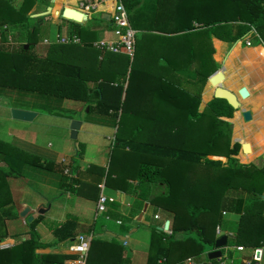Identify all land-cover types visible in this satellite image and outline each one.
Returning a JSON list of instances; mask_svg holds the SVG:
<instances>
[{
    "label": "trees",
    "instance_id": "trees-1",
    "mask_svg": "<svg viewBox=\"0 0 264 264\" xmlns=\"http://www.w3.org/2000/svg\"><path fill=\"white\" fill-rule=\"evenodd\" d=\"M140 1L120 0L128 16ZM162 2L167 5L159 2L154 14L156 23L160 25H155L154 29L170 35L160 37L170 54L187 52L188 59L195 58L197 61L196 71H202L194 96L180 92L181 98L176 96L177 106L140 107L136 103L133 80L138 72L145 73L143 61L138 59L139 39H136L132 58L126 55L123 48L116 54H101L90 45L94 41L93 32L74 26L72 34L79 38L83 46L52 43L38 53L37 45L48 38L50 21L44 20L49 15H28L36 0H21L15 9L12 7L13 0H0V34L3 42L6 43L10 36L12 42L18 43L0 44V90L82 101L87 104L89 113L113 114L117 117L119 126L113 150L119 151L120 157H114L116 162L119 159V163H123V180H138L136 185L127 184L126 189L128 192L133 188L137 190L136 208L140 209L142 202L149 201L156 206L164 204L167 208L173 207V213H182L178 216H183V223L174 229L173 234L184 232L186 241L194 242L200 253L205 252L206 245H214L217 238L211 230L217 226L222 232L232 234V237L228 236V246L236 244L251 250L264 247V159L241 164L239 158L242 162H248L253 156L244 151L240 154V141L231 144L232 124L236 139V124L242 120L245 133L242 144L250 145L251 132L260 124L257 119L252 120L255 115L253 109L258 108L259 104L254 100L253 104L247 105L250 97L247 71L236 65L234 56L223 67L225 72H222L223 79L219 84L212 83L214 76L209 79L204 98L210 97L215 88L225 82L228 83L226 89L236 95L241 108L232 118L234 109L226 101L214 98L202 112L198 111L200 93L209 76V73L203 72L209 67L210 36L237 43L255 31L260 44L264 45V0ZM239 47L237 45V49ZM99 56H102L101 59ZM165 65L173 69L170 61H166ZM112 83L116 86L112 87ZM167 84L175 86L170 79ZM241 90H246L247 96L243 97ZM171 93L178 95L174 91ZM140 111L141 114L159 112L168 115L157 116L154 121L147 122L139 121V118L136 121L130 119V114ZM244 112H250L251 120L245 121ZM240 115L242 119H239ZM222 118L229 119L232 124ZM126 149L129 152H125ZM81 153L77 150L76 157L80 159ZM208 157H224L227 165ZM2 161L7 162L8 167H0L1 179L19 176L24 165L55 169L52 162L42 163L32 155L17 153L0 140ZM76 163L74 159L63 164L60 170L66 179L61 188L66 192L75 193L77 190ZM66 168L70 169L71 176L64 174ZM110 174L107 180L111 179ZM2 205L1 202L0 208ZM223 213L237 214L238 219L224 220ZM39 223L40 217L28 223L27 237L13 239L10 249H0V264H68L55 262L50 255L36 253L46 247L39 242L35 232ZM77 226L78 219L72 214H68L64 222L47 223L56 243L72 241L77 236ZM222 236H226V233H222ZM172 239L161 228H152L146 264H162L161 259L167 257ZM5 240L0 237V245ZM247 259L250 257L247 256Z\"/></svg>",
    "mask_w": 264,
    "mask_h": 264
},
{
    "label": "crops",
    "instance_id": "crops-1",
    "mask_svg": "<svg viewBox=\"0 0 264 264\" xmlns=\"http://www.w3.org/2000/svg\"><path fill=\"white\" fill-rule=\"evenodd\" d=\"M42 1L43 0H36L35 5L32 7L28 15H44L43 13L47 11L48 7L41 5ZM82 1L83 0H55L54 3H52L50 0L52 3V13L48 17L44 18V20L50 21L48 38L37 45L38 53H41L44 47L49 44H62L60 42L62 38H66L68 41L64 45L83 46V43L79 40V38L72 34L74 32V26L77 25L67 22L63 25L60 23L61 20L57 19L53 14L54 5L58 4V10L62 5H67L81 10L79 7ZM20 2L21 0H13L12 7L14 9L18 8ZM153 2V0H141L134 11L137 14V19L132 21V24L134 31L137 34L136 39L140 40L138 42V59L141 58L140 60L143 61L145 73L138 72L135 74L136 77L133 80L132 88L136 91V103L140 105V107L148 105H158L163 107L169 105L177 106L178 101L176 100V96H179L180 92H184L190 97L194 96L196 89H198V81L200 75H202V71H196L197 61L195 58L188 59L187 52H176V55H173L170 54L171 51H167V45L166 43H163L164 41H162L163 39L161 40L160 37H170V35L158 32L154 29V26L157 24L160 25V23H156L155 14H152ZM113 7L114 3L112 0H109L105 6L100 7L97 12H86L89 14V19L83 28H87L93 32L94 41H92L90 45L101 54L111 52L105 47L97 48L95 47V44L101 42L110 43L115 41L114 38H112L113 26L111 25L110 19L106 20L101 18L102 14L111 15ZM134 12H132V14ZM132 14L130 16H132ZM144 14L147 16L146 21L143 20V17H145ZM94 16L95 18L100 17L103 22H99L97 25H89V21H91ZM164 22H167V20ZM164 22L162 24H164ZM3 26H6V24ZM74 38L78 40L77 43L72 42ZM210 40L211 50L209 54V67L205 72H203L209 73V76L200 93L198 111L202 112L206 104L214 99V93L210 97L204 98L209 79L220 69L224 73L225 69H223V67H225L227 60L231 56H234L236 65L247 71V87L250 96L247 100V105L253 104L252 102L254 100L255 102L257 101V104H259L258 108L253 109V111L255 110V115H253L254 118H252V120L257 119V122H260V124L256 128H253V131L251 132L249 153L252 154L254 158L262 156L264 154V45L260 44L259 36L255 31L237 43L223 42L214 35L210 36ZM247 41L250 43L249 46L245 45ZM44 42H47V44H44ZM16 45H18V43H16ZM237 45H240L239 49H237ZM101 57L102 56H99V59H101ZM166 61H170L172 63L173 69L166 67ZM212 68L215 69L213 70ZM240 72L243 75L242 71ZM169 79L175 86L167 84ZM111 85L112 87L116 86L115 83H112ZM173 91L177 92L178 95L175 93H173V95L171 93ZM2 93L3 90H0V94ZM28 95L38 98L39 102L48 101L54 98L40 97L34 93ZM179 98H181V96H179ZM63 101L72 102L78 105L84 104L82 101H76L73 99H64ZM1 105L7 107L10 115L11 109L15 108L33 111L37 113L38 116V113L42 109L41 106L25 102L8 104L4 100H1L0 106ZM87 112L89 113L88 108ZM167 115L168 114H162L159 112L141 114L140 111L139 113L130 114V119L136 121L137 118H139V121L147 122V120L154 121L157 116L163 117ZM222 119L231 123L229 119ZM116 120L117 117L113 114L101 115L92 112L89 113L86 121L84 119L78 121L81 124V128L77 131V137L84 129L85 125H90L87 124V122H91L92 124V131L84 132V134H87L88 137H93L90 143L86 146L85 151L94 154V156H89V160L88 158L85 159L84 156H80V160L82 162H87V168L91 171V175L86 182L82 181L80 178L81 165L78 164L77 159L76 165L78 167V172H76V174H78V184L76 185L74 183L77 189L75 193L66 192L61 188V185L66 182L65 177H63L64 175L62 176L60 173L61 168H63L61 161L63 162L66 160L65 158L60 160L55 152L51 150H42L37 147L35 143L27 141L20 135L18 137H13L12 139L14 140L10 143L5 141V143L15 149L17 153L32 155L38 158L42 163L52 162L55 169L53 167V170H47L37 166L24 165L19 176H11L5 179L0 178V204L1 202L3 204L0 208V237L1 239H6L3 243H1L0 249H10L13 247V239L18 238L21 240L25 238L27 235L26 232L28 231L27 224L30 223L28 221V217H32V221L40 217V223L36 226L35 232L39 238V242L46 245V247L37 250L36 253L41 255H50L54 257L51 260L55 262L59 261L73 264L76 256L71 255L68 252V246L75 240L76 237L69 242L56 243L55 237L47 227V223H49L50 220L54 222H64L66 215L72 214L78 219V226L76 230L77 236L79 234L87 235L90 233L95 237L91 241L86 264H146L152 228L161 227H165V229H168V231L171 232L167 236L173 237L171 241L172 243L168 246L167 257L161 259L162 264H247L248 261H251L252 250L244 249L243 251H237L236 247L242 246H237L236 244H233L232 246H228L227 244V246L221 250L222 255L220 258L209 261L207 255L211 251L215 250L214 245H206L205 252L200 253L194 242L190 240L186 241L184 232L178 231L174 233L175 235L173 234L174 229L180 227L179 225L183 223V216H178L182 213H173V207L170 209V207H165L164 204L162 206H156L149 201L142 202L143 205L140 209L136 208L134 203L138 200L137 190L133 188L131 192H128L126 189L127 184L136 185L138 180L131 178H125V180H123L121 178V170L123 168L121 164L123 163H119V159V162H116L117 159L115 160V157H120V152L117 150H112L110 153L111 158L115 156L114 162L113 159H109L108 164L106 165L107 168L105 170V176L96 185L99 193L95 196V213H89L86 201L90 199L88 198V189L90 186H88L87 182H92V179L95 178L99 172L98 168H101L102 164L105 163L101 156L103 153V147H99L100 144H98V138L96 137H98L100 133L105 130L110 131L112 135L106 136V139L109 141L113 138V142H111V144L114 146V138L117 131V125H115ZM253 139L254 141L255 139L256 141L258 140V142H254ZM245 144L246 143L243 145ZM125 152H129V150L126 149ZM95 154L100 155V157L97 160L92 161V159L96 156ZM210 158L215 160L222 159L221 157ZM221 162L224 161L221 160ZM0 167L3 169L7 168V162H0ZM37 168L44 172H41V176L37 173L39 179L34 177V179H30V181L33 180V182H36L37 185L42 186L46 193V196L43 198L44 202L40 200L38 201L33 197H31L30 200H26V182H24V180L29 175L36 176L35 170H38ZM66 170L70 169L66 168ZM109 173H111V179L107 180V175ZM55 190L56 192L58 191L56 196L52 193ZM106 191H108L107 199L112 200V202H110L112 205L109 207L105 206L104 212H98V198L100 195L105 196ZM163 200L164 199L161 200L162 203ZM65 205H68L67 209H70L69 211L63 208ZM61 208L63 209L60 210ZM25 209H29L26 220L20 216L22 211ZM40 209L45 210V212L43 214H39L38 211ZM53 210H55V213L52 214L58 215L57 217L53 215L51 217L48 216L51 211L53 212ZM58 210H60V212H58ZM59 213H65V215L62 216V214L60 215ZM155 216H158V218L155 219ZM99 217L102 220L104 219V222L105 220L110 222L113 221L115 224L114 229L108 230L104 225H102V230L100 232H96L94 227L95 222ZM223 219L236 221L238 219V215L233 213H223ZM211 231L217 239L220 235H222V233H226L227 238L232 235L231 233H228V231L222 232L221 229H219V226L215 227V229H212ZM112 234H114V236H112ZM119 236L125 237V241L118 239L117 237ZM256 248L262 249V256L259 262L252 263L264 264V247L259 246ZM247 256H249L250 259H247Z\"/></svg>",
    "mask_w": 264,
    "mask_h": 264
},
{
    "label": "rangeland",
    "instance_id": "rangeland-1",
    "mask_svg": "<svg viewBox=\"0 0 264 264\" xmlns=\"http://www.w3.org/2000/svg\"><path fill=\"white\" fill-rule=\"evenodd\" d=\"M72 1V0H71ZM153 11L152 14L155 13L156 8L160 3L164 0H153ZM41 5H44L45 7H51L52 3L50 0H43L41 2ZM167 5V4H166ZM58 4L54 5L53 8V14L56 15V12L58 10ZM167 6H165L166 9ZM164 8V7H163ZM56 9V12H55ZM39 11V10H38ZM145 17H143V20L146 21V15L144 14ZM132 18V19H131ZM137 19V14L134 12L132 16H130V22H131V27L134 30L132 21H135ZM99 22H103L100 17L95 18V16L89 21L90 24H99ZM63 25L66 24L65 22H60ZM137 35V34H136ZM112 38L116 40V37L114 34L112 35ZM224 42V41H223ZM246 45V43H245ZM204 71V70H203ZM205 72V71H204ZM222 85L224 88L228 87V83L223 82ZM0 99L4 100L8 104L16 103V102H25L29 104H36L38 106H41V111L38 113V116L33 119L31 122H21V121H16L13 120L9 111L7 110V107L5 106H0V140H2L4 143L6 142H12L14 139L13 137H18L23 136L27 141L31 143H35L37 147H39L42 150H51L57 154V157L61 160L62 158H65L63 162L61 161L62 165L66 163L72 162V159L77 160L78 159V164L81 165V170H80V178L82 181L86 182L88 178L91 175V171L88 170L87 168V162H82L78 157H76L77 150L82 152V156L84 158H88L89 156H94V154L86 152L85 148L86 146L90 143V141L93 139V137L89 136L87 134H84V132H90L92 131V124L91 122H87V124L90 125H85L84 129L78 134V137L76 135L75 139L71 138V124L72 122L76 121L78 122L81 119H84L85 121L88 119L89 113L87 112V105L86 103L78 105L74 104L72 102H64L63 99H50L48 101H41L39 102L38 98H34L33 96H29L28 94H22L18 93L17 91L13 90H3V93L0 94ZM0 100V101H1ZM236 112V111H235ZM232 115V118L234 117V113ZM91 117V116H90ZM239 119H242V115L238 116ZM118 119V118H117ZM238 119V118H237ZM79 123V122H78ZM115 125L119 126L117 123V120L115 122ZM243 121L239 122L236 124V139H234V125L232 124V135H231V144L235 142V140L240 141L241 145H243V141L245 139V133L243 131ZM81 128V126H80ZM79 128V129H80ZM78 129V130H79ZM105 130V129H104ZM106 131V132H105ZM100 135L96 138H98V144L99 147H103V153H102V158L105 161L104 164H102L101 168H98V174L95 176V178L92 179V182H87L88 186L90 188L88 189V194L90 198L88 201H86V206L88 207V211L90 214L95 213V196L98 195L99 190L96 188V185L101 181V179L105 176V170H106V165L108 164L109 159L111 158V152H112V144L113 138H111L109 141L106 139V136H111L112 133L110 131L105 130ZM254 141V139H253ZM256 141V139H255ZM254 141V142H255ZM258 142V140L256 141ZM240 145V146H241ZM240 154L243 152V149L240 148ZM90 154V155H89ZM246 154H250L247 152ZM95 158L92 159V161L97 160L100 155L95 154ZM70 158V159H68ZM90 158H88L89 160ZM207 159L212 160V161H224L221 162L223 165H227V161L223 159L215 160L213 158L208 157ZM237 159V158H236ZM264 159V154L262 156H257L253 157L250 161L248 162H242L241 159L239 158L238 161L241 164H251L253 161H259ZM71 160V161H70ZM38 170H35L36 176L34 175H29L24 182L25 183V190H26V200H30L31 197L36 198V200H40L44 202L43 198L46 196L45 191L43 190L41 185H37L36 182H33V180L30 181V179H34V177H38V174L41 176V169L37 168ZM69 169V168H68ZM41 180V178H40ZM40 184V183H38ZM158 189V188H157ZM156 189V191H157ZM51 193V192H50ZM55 196L57 195L58 191L56 190L52 192ZM105 197H108V191L105 193ZM92 200V201H90ZM109 201L106 202L105 206H111ZM68 205L63 206V208L67 211L70 209H67ZM61 208L60 210H62ZM58 210V212H60ZM55 210L53 212L51 211L50 214L48 212V216L51 217L52 215L57 217L58 215L52 214L55 213ZM62 216L65 215V213H59ZM68 215V214H67ZM66 215V216H67ZM27 218V215L25 217V220ZM98 220L95 222V231L100 232L102 230L101 226L104 225L108 230H113L115 227L114 222L106 221L104 222V219L102 220L100 217L97 218ZM49 221V220H48ZM49 222H52L50 220ZM27 237V236H25ZM94 247V243H93Z\"/></svg>",
    "mask_w": 264,
    "mask_h": 264
},
{
    "label": "built area",
    "instance_id": "built-area-1",
    "mask_svg": "<svg viewBox=\"0 0 264 264\" xmlns=\"http://www.w3.org/2000/svg\"><path fill=\"white\" fill-rule=\"evenodd\" d=\"M108 1L109 0H83L79 8L87 13H95L100 7L105 6ZM112 2L114 3V7L110 15V22L113 26V34L115 35L116 40L110 43H97L95 44V47H105L108 51L115 54L119 53L120 50L123 48L126 55L132 58L135 51L136 32L132 29L129 21V16L120 0H112ZM60 42L62 44H66L68 41L66 38H62ZM72 42L77 43L78 40L74 38ZM0 44L16 45L14 42L11 41L10 36L7 37L6 43L5 41L3 42L1 34ZM44 44H47V42H44ZM246 45L249 46L250 43L247 41ZM64 174L67 176H71V173H69L68 170H65ZM107 201L112 202L111 199H107L103 195L99 196L97 202L98 212H104L105 204ZM157 218L158 216H155V219ZM161 230L166 236L171 233L168 231V229H165V227H161ZM93 238L95 237L92 234H79L78 236H76L75 240L68 246V252L71 255L76 256V259L73 261V264H86L91 241L93 240ZM236 250L243 251L244 249L243 247H236ZM261 256V248L252 249V258L250 259L251 261L247 262V264H250L252 262H259Z\"/></svg>",
    "mask_w": 264,
    "mask_h": 264
},
{
    "label": "water",
    "instance_id": "water-1",
    "mask_svg": "<svg viewBox=\"0 0 264 264\" xmlns=\"http://www.w3.org/2000/svg\"><path fill=\"white\" fill-rule=\"evenodd\" d=\"M54 1L55 0H51L52 3H54ZM51 13H52V7H48L47 11L43 14L44 15H50ZM55 16L57 19H59L61 21L71 23V24H74V25H77L80 27H84L86 25L88 19H89V14H87L86 12L75 9V8L67 6V5H62L60 7V9L56 12ZM101 18L109 20L110 15L109 14H102ZM25 48H27V45H25ZM222 79H223V76H222V71L220 69L214 75V77L211 80H212V83H214L216 85V84H219V82H221ZM240 94L243 97H245V96H247L248 93L246 90H241ZM213 97L215 99H220V100L226 101L227 104L234 109V112L238 111L241 108V104L239 103L236 95L233 92H231L230 90L221 87L220 85H218L215 88ZM36 116H37V113H35L33 111H27V110L15 109V108L11 109V117L13 120H16V121L31 122ZM243 116H244L245 121L251 120L250 112H244ZM80 126H81L80 123H78L76 121L72 122V124H71V138L72 139L76 138V134H77V131L80 128ZM236 142H238V141L235 140L234 143H236ZM241 148L243 149V151L245 153L249 152V150H250V147L248 144L242 145ZM44 212H45V210H43V209H40L38 211L39 214H43ZM28 213H29V209H25L24 211H22L20 216L25 218L26 215H28ZM32 219H33L32 217H28L29 222H31ZM112 236H114V234H112ZM117 238L120 239L121 241H125V237H123V236H119ZM227 240H228L227 236H222L215 241V244H214L215 250L211 251L207 255L209 261H213V260L221 257V255H222L221 250L227 246Z\"/></svg>",
    "mask_w": 264,
    "mask_h": 264
}]
</instances>
